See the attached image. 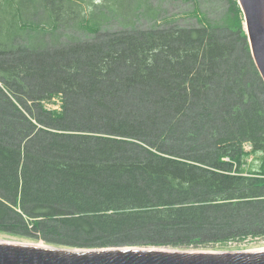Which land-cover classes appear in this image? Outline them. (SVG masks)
Here are the masks:
<instances>
[{
  "label": "trees",
  "instance_id": "1",
  "mask_svg": "<svg viewBox=\"0 0 264 264\" xmlns=\"http://www.w3.org/2000/svg\"><path fill=\"white\" fill-rule=\"evenodd\" d=\"M229 1L216 20L199 0H0L1 232L72 248L264 237V82Z\"/></svg>",
  "mask_w": 264,
  "mask_h": 264
},
{
  "label": "water",
  "instance_id": "2",
  "mask_svg": "<svg viewBox=\"0 0 264 264\" xmlns=\"http://www.w3.org/2000/svg\"><path fill=\"white\" fill-rule=\"evenodd\" d=\"M264 82V0H237ZM0 264H264V247L192 250L150 246L72 248L0 234Z\"/></svg>",
  "mask_w": 264,
  "mask_h": 264
},
{
  "label": "rangeland",
  "instance_id": "3",
  "mask_svg": "<svg viewBox=\"0 0 264 264\" xmlns=\"http://www.w3.org/2000/svg\"><path fill=\"white\" fill-rule=\"evenodd\" d=\"M194 0H164V6L169 13L181 12L182 10H188L192 7ZM199 6L203 12H205L210 18L221 20L226 14L230 6L229 0H199ZM115 27H110V30H114ZM62 40H66V37H63ZM248 40V39H247ZM47 107L60 109V100L54 98L53 103L47 104ZM246 149H249V146H245ZM248 160H251L249 158ZM0 234L10 235L0 231ZM43 242V241H39ZM232 243L227 242L225 246L215 245L214 247L210 246L208 248H190L192 250H226V249H244V248H257L264 247V237L256 238L251 237L245 240H234ZM44 243V242H43ZM150 247H159V246H150Z\"/></svg>",
  "mask_w": 264,
  "mask_h": 264
},
{
  "label": "bare ground",
  "instance_id": "4",
  "mask_svg": "<svg viewBox=\"0 0 264 264\" xmlns=\"http://www.w3.org/2000/svg\"><path fill=\"white\" fill-rule=\"evenodd\" d=\"M244 27H245V23H244Z\"/></svg>",
  "mask_w": 264,
  "mask_h": 264
},
{
  "label": "built area",
  "instance_id": "5",
  "mask_svg": "<svg viewBox=\"0 0 264 264\" xmlns=\"http://www.w3.org/2000/svg\"><path fill=\"white\" fill-rule=\"evenodd\" d=\"M229 243H232L231 241Z\"/></svg>",
  "mask_w": 264,
  "mask_h": 264
}]
</instances>
